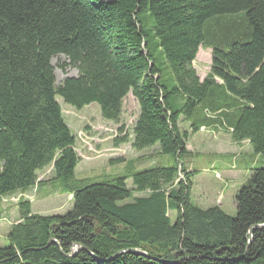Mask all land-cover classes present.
<instances>
[{
    "label": "trees",
    "instance_id": "16d2710c",
    "mask_svg": "<svg viewBox=\"0 0 264 264\" xmlns=\"http://www.w3.org/2000/svg\"><path fill=\"white\" fill-rule=\"evenodd\" d=\"M200 48L211 57L203 80L192 66ZM57 55L77 70L58 85ZM128 94L138 106L132 149L158 144L171 164L136 171L129 161L119 176L76 179L56 97L76 110L95 103L118 123ZM180 117L193 132L231 129L233 143L264 155V0H0V199L51 168L73 200L47 216L19 198L0 264H264V169L238 191L234 218L196 207Z\"/></svg>",
    "mask_w": 264,
    "mask_h": 264
},
{
    "label": "rangeland",
    "instance_id": "374dc122",
    "mask_svg": "<svg viewBox=\"0 0 264 264\" xmlns=\"http://www.w3.org/2000/svg\"><path fill=\"white\" fill-rule=\"evenodd\" d=\"M210 60V50L200 48L192 65L199 79H204L209 72ZM61 64L65 65L64 70H60ZM51 65L54 67L56 85L67 77L77 76V70L69 65L64 55L53 57ZM128 96L123 101L118 123L102 119L99 106L95 103L76 110L56 97L63 119L75 137L74 150L79 157L74 169L76 179L100 182L119 176L124 173L129 161H132V168L136 171L171 164L169 156L159 154L158 144L142 151L132 149L130 136L138 106L132 96ZM119 127L123 128L122 134L118 133ZM178 128L180 132L187 133L188 154L182 157V165L191 172L190 202L201 210L217 206L225 215L234 218V198L253 169H264V155H256L250 145H234L230 133L222 128L208 127L193 132L183 117L179 119ZM124 135L129 139L115 145L113 139ZM37 177L35 186L28 192L0 199V207L3 208L0 211L4 213V216L0 214V219L4 217L0 221V248L8 246L7 232L11 223L19 218L16 205L19 198L28 200L35 214L64 215L72 210L73 200L67 193H62L61 182L54 179L51 168L38 172ZM125 184L127 188H132L131 180ZM174 218L175 215H172L171 219Z\"/></svg>",
    "mask_w": 264,
    "mask_h": 264
},
{
    "label": "water",
    "instance_id": "95a60500",
    "mask_svg": "<svg viewBox=\"0 0 264 264\" xmlns=\"http://www.w3.org/2000/svg\"><path fill=\"white\" fill-rule=\"evenodd\" d=\"M264 226V225H263ZM250 242V240L248 241V243ZM49 243L51 244H55V245H58V243L55 241V240H50ZM80 248H83L81 246H79ZM76 248H77V245L73 247V253L76 252ZM126 252L128 253H133V254H137L139 256H143L145 258H148V259H152V260H158L157 258H154V257H151L149 256L148 254H146L145 252H142L140 250H137V249H130V250H127Z\"/></svg>",
    "mask_w": 264,
    "mask_h": 264
},
{
    "label": "crops",
    "instance_id": "0c3cea01",
    "mask_svg": "<svg viewBox=\"0 0 264 264\" xmlns=\"http://www.w3.org/2000/svg\"><path fill=\"white\" fill-rule=\"evenodd\" d=\"M200 80H203V79H200ZM127 97H129V96H127ZM127 97H126V98H127ZM126 98H125V99H126ZM132 98H133V97H132ZM125 99H124V100H125ZM133 99H134V98H133ZM134 101H135V100H134ZM135 103H136V101H135ZM132 127H133V126H132ZM232 143H233V142H232ZM233 144H234V145L241 146V147H243V145H244V146L249 145V144H248V141H244V142H241V143H238V144H236V143H233ZM119 146H120V145H119ZM186 150H187V145H186ZM78 160H79V157H78ZM187 172H189V170H187ZM28 191H29V190H28ZM28 191H27V192H28ZM1 207H2V206H1ZM1 207H0V208H1ZM1 209H3V208H1ZM31 212H32V211H31ZM0 214H3V216H4V213H2L1 211H0ZM33 214H35V213H33ZM2 218H3V219H0V221H1V220H4V217H2ZM18 220H19V219L17 218L15 221H13V222L11 223V225H13V224H15L16 222H18Z\"/></svg>",
    "mask_w": 264,
    "mask_h": 264
},
{
    "label": "bare ground",
    "instance_id": "6f19581e",
    "mask_svg": "<svg viewBox=\"0 0 264 264\" xmlns=\"http://www.w3.org/2000/svg\"><path fill=\"white\" fill-rule=\"evenodd\" d=\"M204 128H201L200 130H203ZM227 131L229 132V133H231V129H227Z\"/></svg>",
    "mask_w": 264,
    "mask_h": 264
},
{
    "label": "built area",
    "instance_id": "2783aa9c",
    "mask_svg": "<svg viewBox=\"0 0 264 264\" xmlns=\"http://www.w3.org/2000/svg\"><path fill=\"white\" fill-rule=\"evenodd\" d=\"M216 176H218V175H216ZM179 179H182V177H181V178H179Z\"/></svg>",
    "mask_w": 264,
    "mask_h": 264
}]
</instances>
